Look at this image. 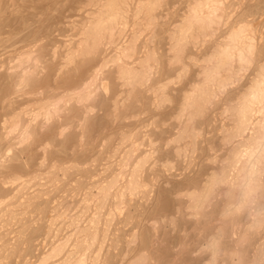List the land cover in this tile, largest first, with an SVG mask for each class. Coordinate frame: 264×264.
<instances>
[{"label": "bare ground", "instance_id": "6f19581e", "mask_svg": "<svg viewBox=\"0 0 264 264\" xmlns=\"http://www.w3.org/2000/svg\"><path fill=\"white\" fill-rule=\"evenodd\" d=\"M256 1L179 0L174 3L180 6L179 13L168 29L163 28L168 45L163 61L176 71L170 82L184 80L190 65L198 68L194 81L177 99L172 116L177 131L168 143L172 146L169 151L183 163L181 167L190 170L196 164L198 141L207 137L203 125L215 121V116L224 119L218 128L219 153L208 157L213 164L211 172L199 175L183 194L168 191L171 180L163 183L164 190L159 185L160 176L146 174L158 171V167H172L169 159L157 157L161 151L157 143L139 141L147 133L121 132L118 144L107 149L104 145L105 150L98 152L100 157L86 166L54 164L44 173L37 170L39 174H20L10 166L20 161V152L37 144V127L55 123L56 139L73 137L81 145L86 117L96 107L92 101L108 88L104 75L109 72L125 92L120 101L116 99L111 104L110 115L115 118L118 104H125L140 91H148L157 108L169 104L170 82H156L163 61L154 45L176 5L168 8L167 0H83L76 10L79 14L62 17V26L71 35L61 41L60 47L53 42L48 49L43 39L32 40V15L27 21L23 18L25 33L12 41L10 50L0 54V96L8 102L7 111L1 114L0 141L10 140L25 149H18L12 158L0 159V264H30L15 261L22 245L32 252L35 249L34 235L24 241L26 232L31 230L33 234L42 227L47 229L46 247L33 264H159L156 235L140 216L147 205L155 202V195L164 191L173 196L171 201L178 202V206L169 216L166 210L168 217L160 223L173 231L179 219L199 227L197 244H193L186 259L189 264H259L264 237L257 236L240 245L236 231L225 226L223 219L228 203L225 189L214 187L232 148L264 133V7L258 18L248 10ZM2 3L0 0V11ZM161 11L166 14L161 15ZM4 22L6 19L0 17V27L19 26V21ZM60 29L58 32H62ZM95 62L85 82L66 89L58 86L63 75H77L80 64ZM31 102V107L22 109ZM74 107L82 110L79 123L58 124L62 115ZM75 128L79 132H74ZM39 146L43 155L48 154V143ZM100 161L106 164L99 174L95 171ZM44 162L41 169L46 166ZM78 171L91 174H75ZM53 193L56 196H51ZM209 193L205 203L204 196ZM156 222L153 225H158Z\"/></svg>", "mask_w": 264, "mask_h": 264}, {"label": "rangeland", "instance_id": "374dc122", "mask_svg": "<svg viewBox=\"0 0 264 264\" xmlns=\"http://www.w3.org/2000/svg\"><path fill=\"white\" fill-rule=\"evenodd\" d=\"M4 1L5 0H3L0 15L3 12H5V13H3L2 14L3 16H0V17H2L3 19H6V22H4V23H7V24H12L13 21L14 22L19 21L18 22L19 26L16 25V26L12 27L11 29L7 28V27L5 28V26L0 27V46L2 47V48H0V54H2V55H4L5 52H7L8 50L11 49L8 47H10L18 39V37H21V35H23L25 33L26 30L24 32H22V30L24 29V25L22 24L23 18L27 21L28 20L27 17H30L31 15H32V19H33V22H32V40L36 41V38H38V40L43 39L45 48H47V49L51 48V46L53 45L52 44L53 42L55 45L57 44L56 46L60 47V45H62V42H64L65 40L68 39L67 36H69V33L71 35L70 30L67 27L64 28L62 26V23L65 20V19H63L64 16H66V15L67 16H75V15L79 14V12H77L76 10H77V7L80 6V4L83 2V0H39V1L38 0H17V1L16 0H10V1L6 0L5 1L7 3L6 4ZM18 1H19V3H18ZM178 1L179 0H167V2H168L167 7L170 8L174 5H176L177 3L176 4H174V3L178 2ZM10 2H11V4H10ZM171 3L173 5L169 6V4H171ZM14 5H16V6H14ZM3 6H6L7 9H6V7L3 8ZM9 7H10V9H9ZM174 7H172V9H174V14H169V16L166 15L167 16L166 20L164 17L163 20H165L166 24L163 25L162 30L159 31V33H160L159 39L157 40L156 44L154 45L156 48V51L158 53V57H159L160 61H161V59L163 61V59L166 58V52H167V48H168L166 36L164 35L165 32L163 34V28L168 29L169 24L175 20L176 15L179 13L178 10H179L180 6L176 5ZM262 7H264V0H257L256 2H254V4L251 7L248 8V10H249V12L254 14L253 18H256V17L258 18V16L260 15V12H261L260 10L262 9ZM73 8H74V10H73ZM3 9H5V10L2 11ZM172 9L170 10L171 12H173ZM175 12H176V14H175ZM160 14L161 15L166 14V11H165V13L163 11H161ZM12 15H13V17H12ZM14 15H15V17H14ZM21 17H22V20H21ZM34 19H35V21H37V23L34 21ZM73 19H78V18L73 17ZM9 20H10V22H9ZM59 29L62 32H58ZM36 30H37V32H36ZM19 32H22V33H19ZM51 33H53V34H51ZM61 34H63V36ZM13 40H14V42H12ZM49 40H50V42H47ZM55 41H58L59 43L55 42ZM7 43H8V45H7ZM189 52H190L189 54H191V52L193 53V51H189ZM84 64L85 63L80 64L79 69H78V73H76L77 75H75L74 73H69V74L63 75V77L61 78L62 81L60 80V82L58 83V86L60 88L66 89L69 86L74 85V83L78 82L77 85H80L81 83L85 82L86 78L91 73V70L95 67L97 62L92 63V64H85V65ZM197 69L198 68L195 67L194 65H190L189 71H188L186 78L184 80L178 81V82L175 81V83H171L170 81L174 80L173 77L176 75V71H175V69L172 70V68H169L167 66L166 62L163 61L161 64V68L158 72L156 82H159L162 84L170 82L169 87L167 89V95H169L168 97L171 100V102L164 107L157 108L151 103L152 102L151 101L152 97H150L151 94L148 91H143V92L140 91L137 93L138 95L136 93H135L136 95L134 94L137 98L134 97L133 99H131L130 101L126 102L123 105H121V103L118 104L117 110L119 112L117 111L118 114H116V118H115L114 114L110 115V112H112V110H113L112 105L116 99H117V101H120L124 97L125 92L121 91V88L118 86V82L114 79L113 74L109 72L106 75H104V78L107 79L108 88L106 90H104V92H100V95H99V97H96L95 102L92 101L96 107H95L94 112L90 113L86 117V120H85L86 124H85V130H84L85 140L81 143V145L79 144V141H77L78 139L73 138V137L72 138L69 137L71 140L68 137L64 138V139L61 138L59 140L56 139L53 135L54 129L56 126V124L54 123L52 125H49V127H46V128L37 127V129H36L37 130V144L29 147L27 150L23 149L24 145H21V144L14 145L13 142H9L10 140L0 141V159L8 158V157L12 158V156L14 157L16 154H18V152H17L18 149L22 148L23 149L22 151L25 150L24 152H20V154H19L20 161L19 162L10 164V166L14 167L15 172H18L20 174H27V173L28 174H39L40 172L44 173L45 169H47L48 167H50L51 165H54V164H60V165L61 164H73V165H79V166H86L88 164V162L90 163L93 159L100 157L98 152L101 151L102 149L105 150L104 145L106 146V149H107V148L113 147L116 144H118L119 143V135L121 132H123V131L136 132V133H139L140 135H144L145 133H147L148 136L141 138L139 141L144 143V144H148L150 142L157 143L158 146L161 148V151L157 155V157L169 159L172 167L171 168L158 167V171H157V169H155V172L154 171H148L146 174H155L157 176H160L159 177V181H160L159 185L160 186L162 185L163 187L161 186V188H163V189L166 187L163 183L167 180H171V185H169V186L167 185V188H169L168 191L173 189V191H176V192L178 191L179 193L183 194L188 190V188L193 184V182L197 179V177L199 175L208 174L211 172L210 169L212 168L213 164L209 161L208 157L210 156V153H212L214 155H217L219 153L220 147L216 146V145H219L216 143L221 142L220 138H218V136L220 134V130L218 128L221 125L223 118L215 116V118H217V119H215V121L206 122L203 125L205 127V131L207 132V135H206L207 137H206V139H202V140L198 141V144H199L198 145L199 151H198V155H197L198 159H197L196 164L190 170H185L183 168L184 167L183 163L177 161L176 158L173 157L174 155H172L171 152L169 151L172 148V146L169 145L168 143L170 142L171 137L177 131V128H176L177 122L174 121V119L172 117L174 115L173 113H175V111L177 109V104H176L178 102L177 99L179 100V97H180L182 90L188 88L187 87L188 83L190 84L191 81L192 82L194 81V79L196 78ZM121 92H124V93H121ZM145 93H146V95H145ZM29 98L32 101V96H30ZM25 101H23V102H25ZM7 104H8L7 98H5L4 96H0V107H1L0 108V119L2 117L1 114L5 113L8 109ZM27 105H30V106H27ZM149 105H150V107H149ZM4 106H6L7 108ZM15 106L17 107V104ZM31 106H32V102H31V104L28 103V104H25V106H23V107L21 106V107L23 109L25 107H31ZM107 111H109V112H107ZM81 112H82L81 109H78V108L76 109V107H74L70 112H67V113L62 115L61 119L58 121L59 122L58 124H62V125H64V124L68 125L69 124V125H71V124H74V122H75V125H77L79 123L77 121L82 118ZM220 118H221V120H220ZM118 120H120V121H118ZM223 121H224V119H223ZM175 122H176V124H174ZM0 127H1V125H0ZM128 128H130V129H128ZM73 130H74V132H79V128H75ZM45 137H47V138H45ZM148 140H150V141H148ZM39 143H41V144L48 143L50 152L48 151V154L43 155V153L40 149L41 146H39ZM209 147H212L214 150L209 152L207 150ZM164 151L166 154L164 153ZM201 158H203V159H201ZM43 159L45 160L44 163L46 166H45V168L41 169L40 165L43 163V161H44ZM105 164H106L105 161L98 162L97 167H96L98 171L96 170L95 172L100 174L102 172V169L105 166ZM181 166H183V167H181ZM24 167H25V169H23ZM37 170L39 171V173L37 172ZM206 170H207V172H206ZM1 173L2 172H0V174ZM75 174H91V172L78 171ZM184 183H186V184H184ZM174 185H175V187H174ZM56 193H53L51 196H56ZM166 196H169V197H166ZM155 197H156L155 202L153 204L147 205L148 207L142 213V215L143 214L144 215L140 216V218L144 219L145 222L147 221L146 222L147 227H149L153 231V234L156 235V241L157 242L155 244V247L158 249V251L155 252V255L157 256L158 253L160 254L159 256L156 257L157 262L159 264L164 263V262H170L173 264H184L187 262L186 261L187 257H190V254H189L190 249H193L197 244V241L199 239V232H198L199 227L193 226L194 223L190 222L186 219H179L178 220V227L174 231L171 229V227H166L165 225H162L160 223V220L163 219V217H168L169 214H174L173 212L176 211L175 208L178 206V202H175V203L172 202L171 198L173 196L169 195L167 193V191L161 192L160 195H155ZM161 197H163V198H161ZM56 200H57V198L54 201H56ZM165 201H167V202L170 201V204L165 202ZM50 205L52 206V204H50ZM169 209L170 210L172 209V211L169 212ZM166 210H167V212H166ZM138 212H140V210ZM164 212H166V214H168V216L165 215ZM140 218L138 217L137 221H140L141 220ZM153 222H156L158 225H156V226L153 225ZM188 222H190V223H188ZM187 223L189 224L188 226H187ZM163 229H164V231H163ZM40 230L34 232L33 234H31L32 233L31 230L26 232L27 236L24 238V241L26 239L31 238L32 237L31 235H34L33 238H34L35 249L32 252V250L30 251V250H27L25 248V246H26L25 244L22 245L21 246L22 251L19 253L18 261L16 259L15 262L19 263L20 261L21 262L27 261L30 264H33L36 260L37 255H39L41 252L44 251V248L46 247L45 246V242H46L45 240L47 239L46 238L47 229H44L42 227ZM43 231H45V232H43ZM156 231H158V232H156ZM44 236L46 239H44ZM154 238L155 237H153V239ZM165 239H167V240H165ZM171 241L174 243H172ZM149 242H150V240H149ZM157 244H158L159 248L157 247ZM171 245H173V246H171ZM141 246H143V244H141ZM162 253H163V255H162ZM174 254L177 256L173 257ZM162 256H163V258H162ZM161 259H162V261H161ZM186 264H189V263L187 262Z\"/></svg>", "mask_w": 264, "mask_h": 264}, {"label": "clouds", "instance_id": "9594fccd", "mask_svg": "<svg viewBox=\"0 0 264 264\" xmlns=\"http://www.w3.org/2000/svg\"><path fill=\"white\" fill-rule=\"evenodd\" d=\"M214 187L225 189L228 203L223 219L236 231L238 243L264 237V133L232 148ZM210 195L204 196L205 203ZM259 256V264H264V248Z\"/></svg>", "mask_w": 264, "mask_h": 264}]
</instances>
